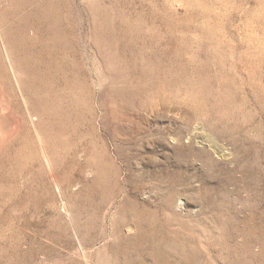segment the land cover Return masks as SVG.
<instances>
[{"label": "rangeland", "instance_id": "rangeland-1", "mask_svg": "<svg viewBox=\"0 0 264 264\" xmlns=\"http://www.w3.org/2000/svg\"><path fill=\"white\" fill-rule=\"evenodd\" d=\"M8 1L0 264H264V0Z\"/></svg>", "mask_w": 264, "mask_h": 264}, {"label": "bare ground", "instance_id": "bare-ground-1", "mask_svg": "<svg viewBox=\"0 0 264 264\" xmlns=\"http://www.w3.org/2000/svg\"><path fill=\"white\" fill-rule=\"evenodd\" d=\"M1 1H2V0H1ZM3 1H4V0H3ZM7 1H8V0H7ZM27 1L29 2V0H27ZM34 1L36 2V0H34ZM37 1H38V0H37ZM43 1H44V0H43ZM51 1H54V0H51ZM8 2H9V1H8ZM22 2H24V0H23ZM22 2H21V3H22ZM28 2H27V3H28ZM3 3H5V2H3ZM24 3H25V2H24ZM9 4H10V3H9ZM15 4H17V1H16ZM18 4H19V1H18ZM34 4H36V3H34ZM42 4H44V3H42ZM48 4H49V3H48ZM50 4H51V3H50ZM1 5H2V4H1ZM6 5H8V4H6ZM24 5H25V4H24ZM29 5H30V4H29ZM32 5H33V4H31V7H32ZM44 5H45V4H44ZM44 5H43V6H44ZM2 6L4 7V5H2ZM16 6H17V5H16ZM35 6H36V5H34L33 7H34V8H37V6H36V7H35ZM46 6H47V5H46ZM9 7H11V6H9ZM38 7H39V6H38ZM44 7H45V6H44ZM44 7H43V8H44ZM48 7H49V6H48ZM34 8L32 9V11L34 10ZM43 8L41 7V10H42ZM53 8H55V6H54ZM53 8H52V9H53ZM6 9H7V6H6ZM46 9H47V7H46ZM52 9H50V10H52ZM4 10H5V9H4ZM4 10H3V11H4ZM39 10H40V8H39ZM43 10H44V9H43ZM1 11H2V10H1ZM36 11H38V10H36ZM4 12H5V11H4ZM7 12L9 13V11H7ZM41 12H42V11H41ZM55 12H57V11H55ZM0 13H1V12H0ZM5 13H6V12H5ZM8 13H6V14H8ZM27 13L29 14V12H27ZM27 13H26V14H27ZM38 13H39V12H38ZM38 13H37V15H38ZM53 13H54V12H53ZM30 14H31V13H30ZM30 14H29V15H30ZM35 14H36V13H35ZM40 14H41V13H40ZM46 14H47V13H46ZM0 15H2V14H0ZM42 15H43V14H42ZM24 16H25V15H24ZM26 16H27V15H26ZM31 16H32V14H31ZM40 16H41V15H40ZM43 16H44V15H43ZM43 16H42V18H43ZM2 17H3V15H2ZM6 18H7V17H6ZM21 18H22V17H21ZM25 18H26V17H25ZM28 18H31V17L28 16ZM44 18H45V17H44ZM34 19H35V18H34ZM2 20H3V19H2ZM24 20H26L27 22H29V21H28L29 19H24ZM30 20H31V19H30ZM47 20H48V19H47ZM26 21H25V22H26ZM54 21H55V20H54ZM0 22H1V21H0ZM4 22H5V21H4ZM4 22H2V23L4 24ZM25 22H24V23H25ZM2 26H3V25H2ZM2 26H1V27H2ZM31 28H32V27H31ZM0 29H2V28H0ZM4 30H5V29H4ZM6 30H7V29H6ZM6 30H5V32H6ZM11 30H12V29H11ZM11 30L9 29V31H11ZM7 31H8V30H7ZM5 32H4V33H5ZM11 32H12V35H11V36H13V33H14V32H13V31H11ZM36 32H38V31H36ZM34 33H35V32H34ZM48 33H49V32H48ZM34 35H36V34H34ZM5 36H6V35H5ZM9 38H10V37H9ZM21 38H23V37H21ZM6 39H8V38H6ZM6 39H5V37L2 35V30H0V44H1L0 47H2V50H3L2 52L4 53L5 62L8 63V66H9V68H10V70L8 69V71H11V72L13 73V76H14L15 82L17 83L18 88L21 89V91H22V88H21V85H20L19 79H18V77H17V70H18V69H17V67L15 66V64L13 63V58H12V56H11V54H10V50H9V49H10V46H9L8 41H7ZM10 40H11V39H10ZM18 40H21V39L19 38ZM15 42H16V41H15ZM26 43H27V42H26ZM12 45H13V44H12ZM21 45H22V44H21ZM24 45H25V44H24ZM31 46H32V45H31ZM21 47H22V46H21ZM24 47H25V46H24ZM33 48H34V47H33ZM0 49H1V48H0ZM48 49H49V47H48ZM51 49H52V48H51ZM40 50H41V48H40ZM22 51H23V50H22ZM31 51H32V49H31ZM16 52H17V51H16ZM26 52H27V48H26ZM18 53H19V52H18ZM27 54H28V53H27ZM36 58H37V57H36ZM42 58H43V57H42ZM1 61H2V60H1ZM39 61H40V60H39ZM52 61H53V60H52ZM35 62H36V61H35ZM32 63H33V62H32ZM1 64H2V63H1ZM37 64H38V63H37ZM56 65H57V64H56ZM3 66H4V65H3ZM33 66H34V65H33ZM6 67H7V66H6ZM28 67H29V66H28ZM35 67H36V66H35ZM60 67H61V66H60ZM36 68H38V67H36ZM36 68H35V69H36ZM1 69H2V68H1ZM3 69H4V68H3ZM53 69H54V68H53ZM61 69H63V68H61ZM5 70H6V69H5ZM58 70H59V68H58ZM51 71H52V70H51ZM51 71H50V72H51ZM53 71H54V70H53ZM53 71H52L51 73H53ZM60 71H61V70H60ZM61 72H62V71H61ZM5 73H6V71H5ZM8 73H10V72H8ZM8 73H7V74H8ZM47 73H48V72H47ZM51 73H50V74H51ZM21 74H22V73H21ZM58 74H59V73H58ZM61 74H62V73H61ZM61 74H60V75H61ZM63 74H64V73H63ZM0 75H1V74H0ZM46 75H47V74H46ZM60 75H58V77H59ZM5 76H6V74H5ZM23 76H24V75H23ZM52 76H53V75H52ZM20 77H21V76H20ZM42 77H43V76H42ZM45 77H46V76H45ZM55 77H56V76H55ZM39 78H40V77H39ZM46 78H47V77H46ZM52 78H54V77H52ZM52 78H50V79L52 80ZM62 78H63V77H62ZM37 79H38V78H37ZM40 79H41V78H40ZM42 79H43V78H42ZM47 79L49 80V78H47ZM21 80H23V79H21ZM32 80H33V79H32ZM38 80H39V79H38ZM48 80H47V82H48ZM51 80H50V81H51ZM61 80H62V79H61ZM36 81H37V80H36ZM36 81H35V82H36ZM41 81H42V80H40V82H41ZM50 81H49V82H50ZM22 82H23V81H22ZM37 82H38V81H37ZM52 82H53V81H52ZM44 83H45V80H44ZM62 83H63V80H62ZM49 84H50V83H49ZM54 85H55V84H54ZM46 86H47V85H46ZM50 86H51V85H49V87H50ZM56 86H57V85H56ZM52 87H54V86H52ZM63 87H64V86H63ZM46 88H47V87H46ZM47 89H48V88H47ZM52 89H53V88H52ZM55 89H56V87H55ZM63 89H65V87H64ZM17 90H18V89H17ZM25 90H26V89H25ZM34 90H35V89H34ZM34 90H33V91H34ZM50 90H51V89H50ZM56 90H57V89H56ZM56 90H55V91H56ZM60 90H61V89H60ZM38 91H39V90H38ZM43 91H45V90H43ZM55 91L53 90V92H55ZM45 92H46V91H45ZM45 92H44V93H45ZM48 92H49V91H48ZM48 92H47V96H49V95H48ZM53 92H51V93H53ZM57 92H58V90L56 91V93H57ZM41 94H42V92H41ZM57 94H58V93H57ZM57 94H53V95L57 96ZM61 94H62V93H61ZM61 94L59 93V94H58V97L61 96ZM17 95H18V94H17ZM22 95H23V94H22ZM37 95H38V94H37ZM50 95H51V94H50ZM53 95H52V96H53ZM29 96H30V95H29ZM44 96H45V95H44ZM39 97H41V95H40ZM62 97H63V96H61L60 98H62ZM27 98H29V97H27ZM41 99H44V97L41 98ZM46 99H47V98H46ZM46 99H45L44 101H46ZM49 99H50V97H49ZM40 101H41V100H40ZM61 101H62V99H61ZM21 102H22V101H21ZM52 102H53V104H54V101H53V100H52ZM52 102H51V103H52ZM59 102H60V101H59ZM28 104H30V103H28ZM45 104H46V103H45ZM48 104H49V103H48ZM80 104H81V103H80ZM23 106H24V105H23ZM48 106H50V105H48ZM48 106H47V107H48ZM52 106H53V105H52ZM52 106H50V107H52ZM20 107H21V106H20ZM26 107H27V106H26ZM28 107H29V106H28ZM35 107H36V106H35ZM27 109H28V108H27ZM34 109H35V108H34ZM25 110H26V109H25ZM52 110H53V109H52ZM80 110H81V109H80ZM19 111H20V110H19ZM23 112H24V111H23ZM30 113H31V112H30ZM36 113H37V112H36ZM52 113H53V112H52ZM31 114H32V113H31ZM57 114H58V113H56L55 115H57ZM36 115H37V114H36ZM47 115H48V114H47ZM51 115H52V114H51ZM23 116H24V115H23ZM26 116H27V114H26ZM48 116H49V115H48ZM53 116H54V114H53L51 117H53ZM24 117H25V116H24ZM24 119H25V118H24ZM34 121H35V119H34ZM62 121H63V119H62ZM29 122H30V121H29ZM30 123H31V122H30ZM62 123H63V122H62ZM64 123H65V121H64ZM39 124H40V123H39ZM37 125H38V124H37ZM63 125H64V124H63ZM7 126H8V125H7ZM32 128H33V127H32ZM63 128H64V127H63ZM37 129H38V128H37ZM0 130H1V129H0ZM35 131H36V130H35ZM39 131H40V130H39ZM2 132H3V130H2ZM6 132H7V131H6ZM40 133H41V132H40ZM40 133L37 132V137H36V138H38L39 145H40V143H41L40 148H41L42 156H43V158H44V161H45L46 165L49 167V164H52V163H51V162L49 163V158H48V156L46 155V153H45V151H44L45 149L42 147V146H43L42 144H44V140H43V142H41V137H40V135H39ZM42 133H43V131H42ZM2 136H3V135H2ZM42 136H43V135H42ZM43 138H45V137H43ZM45 140H46V139H45ZM4 141H5V140H4ZM45 142H46V141H45ZM36 144H37V141H36ZM96 144H97V143H96ZM44 145L46 146L47 144L45 143ZM0 146H1V145H0ZM37 146H38V145H37ZM45 146H44V147H45ZM46 149H47V148H46ZM39 150H40V149H38V151H39ZM41 152H40V153H41ZM111 155H112V154H111ZM45 167H46V166H45ZM103 168H104V167H103ZM51 171H52V170H51ZM51 171H49V172H51ZM51 173H52V172H51ZM51 173H50V174H51ZM110 174H111V173H110ZM51 175H52V174H51ZM54 176H55V175H54ZM51 178H52V176H51ZM170 178H171V177H170ZM167 179H168V178H167ZM50 180H51V179H50ZM53 180H54V179H53ZM168 180H169V179H168ZM170 180H171V179H170ZM62 181H63V180H62ZM166 182H167V180H166ZM168 183H170V182L168 181ZM174 183H175V182H174ZM57 184H58V181H57ZM61 184H62V183H61ZM55 185H56V184H55ZM168 185L170 186V184H168ZM173 185H174V184H173ZM173 185H172V186H173ZM60 186H61V185H60ZM169 186H168V187H169ZM55 187H56V186H55ZM166 187H167V186H165V189H166ZM172 188H176V187L173 186ZM168 189H169V188H168ZM168 189H167V190H168ZM177 189H178V188H177ZM177 189H176V192L179 191V189H178V190H177ZM59 190H60V189H59ZM172 190H173V189H172ZM184 190H185V189H184ZM184 190H183V191H184ZM161 191H162V190H161ZM170 191H171V190H170ZM171 192H172V191H171ZM176 192L174 191L173 193L176 194ZM179 193H180V192H179ZM179 193H177V194H179ZM180 194H181V193H180ZM165 195H166V194H165ZM170 196H171V195H170ZM176 196H177V195H176ZM179 196H181V195H179ZM174 197H175V196H174ZM165 198L168 200L167 197H165ZM60 199H61V197H60ZM62 199H63V198H62ZM163 200H164V199H163ZM172 200H173V199H172ZM172 200H171V201H172ZM183 200H184V199H183ZM128 201H129V200H128ZM128 201H127V202H128ZM65 202H66V201H65ZM65 202H64V203H65ZM123 202H124V201H122L121 203H123ZM125 202H126V201H125ZM166 202H167V201H166ZM168 202H169V201H168ZM174 202H175V200H174ZM182 202H183V201H182ZM170 203H171V202H170ZM165 204H166V203H165ZM167 204H168V203H167ZM63 205H64V204H63ZM128 205H130V204H128ZM128 205H127V206H128ZM138 205H139V204H138ZM175 205H176V204H175ZM175 205L173 204V208H174ZM118 206H119V205H118ZM132 206H133V205H132ZM134 206H135V204H134ZM67 207H68V206H67ZM67 207H66V208H67ZM129 207H130V206H129ZM221 207H222V206H221ZM61 208H62V207H61ZM164 208H165V207H164ZM175 208H176V207H175ZM204 208H205V206H204ZM222 208H223V207H222ZM124 209H125V208H124ZM126 209H127V207H126ZM128 209H129V208H128ZM162 209H163V207H162ZM162 209H161V210H162ZM171 209H172V208H170V210H171ZM194 209H195V208H194ZM196 209H197V208H196ZM196 209H195V210H196ZM202 209H203V208H202ZM205 209H206V208H205ZM205 209H204V211H205ZM61 210H62V209H61ZM65 210H66V212H67V209H65ZM167 210H168V209H167ZM183 210H184V209H183ZM191 210H192V209H191ZM198 210H199V209H198ZM220 210H221V209H220ZM118 211H119V210H118ZM128 211H129V210H128ZM185 211H187V210H185ZM188 211H189V210H188ZM188 211H187V212H188ZM196 211H197V210H196ZM206 211H207V210H206ZM206 211H205V212H206ZM226 211H227V210H226ZM63 212H64V210H63ZM122 212H123V211H122ZM160 212H161V211H160ZM175 212H176V210H175ZM175 212H174V213H175ZM191 212H193V211H191ZM199 212L202 213L203 211L201 210V211H199ZM208 212H209V211H208ZM69 213H71V211H70ZM69 213L67 212V214H69ZM114 213H115V212H114ZM126 213H127V212H126ZM128 213H129V216H130V212H128ZM132 213H133V211H132ZM132 213H131V214H132ZM137 213H138V212H137ZM167 213H168V216H169V212H167ZM174 213H173V214H174ZM176 213H178V212H176ZM179 213H180V212H179ZM195 213H196V212H195ZM203 213H204V212H203ZM209 213H210V212H209ZM160 214H163V213L161 212ZM173 214H172V215H173ZM183 214H186V213H183ZM190 214H191V213H190ZM199 214H200V213H199ZM206 214H207V213H205V216H206ZM70 215H71V214H70ZM180 215H182V213H180ZM202 215H203V214L200 215L201 218H202ZM208 215H209V214H208ZM113 216H114V215H113ZM124 216H125V215H124ZM126 216H127V215H126ZM165 216H166V215H165ZM182 216H183V215H182ZM185 216H187V215H184V217H185ZM190 216H192V215H189V217H190ZM196 216H197V215H196ZM200 216H199L198 218H200ZM203 216H204V215H203ZM68 217H69V216H68ZM130 217H132V216H130ZM145 217H146V216H145ZM194 217H195V216H194ZM214 217H215V216H214ZM114 218H115V217H114ZM121 218H122V217H121ZM124 218H125V217H124ZM198 218L195 217L196 220H197ZM201 218H200V219H201ZM204 218H206V217H204ZM204 218H203V220H205ZM210 218H211V217H210ZM122 219H123V218H122ZM140 219H141V218H140ZM193 219H194V218H191V220H193ZM216 219H217V218H216ZM115 220H116V219H114V221H113L114 223H113V224H115ZM119 220H120V219H119ZM148 220H149V219H148ZM196 220H195V221H196ZM201 220H202V219H201ZM203 220H202V221H203ZM120 221H121V220H120ZM123 221H124V220H123ZM125 221H126V220H125ZM184 221H185V220H184ZM197 221L199 222V219H198ZM197 221H196V222H197ZM202 221H201V222H202ZM116 222H117V221H116ZM128 222H129V221H128ZM128 222H127V223H128ZM134 222H135V221H134ZM166 222H169V221L166 220ZM193 222H194V221H193ZM198 222H197V224L199 225L201 222H199V223H198ZM117 223H118V222H117ZM117 223H116V225H117ZM121 223H122V222H121ZM129 223H130V222H129ZM129 223H128V224H129ZM132 223H133V222H132ZM137 223H138V222H137ZM142 223H143V222H142ZM179 223H180V221L178 222V226H179ZM185 223H187V222L185 221ZM202 223H203V222H202ZM123 224H125V223H123ZM143 224H144V223H143ZM159 224H160V223H159ZM168 224H169V223H167L166 225H168ZM203 224H204V223H203ZM203 224H200V226L203 225ZM213 224H215V222H213ZM111 225H112V224H111ZM111 225H110V226H111ZM118 225H119V224H118ZM126 225H127V224H126ZM148 225H149V224H148ZM166 225H165V226H166ZM174 225H175V224H174ZM122 226H123V225H122ZM141 226H142V224H141ZM170 226H173V225H170ZM185 226H186V224H185ZM195 226H197V225H195ZM210 226H211V225H210ZM134 227H135V226H134ZM137 227H138V226H137ZM145 227H146V225L143 226V230H144ZM179 227H180V226H179ZM182 227H183V226H182ZM111 228H113V227H111ZM140 228H142V227H140ZM166 228H167V227H166ZM170 228H171V227H170ZM172 228H176V227H172ZM184 228H185V227H184ZM188 228H189V227H188ZM132 229H133V228H132ZM132 229H131V230H132ZM145 229H146V228H145ZM164 229H165V227H164ZM177 229H178V228H177ZM180 229H181V228H180ZM185 229H186V228H185ZM185 229H183V231H184ZM116 230H119V227H118V229H116ZM116 230H115V231H116ZM120 230H121V229H120ZM120 230H119V231H120ZM112 231H113V230H111V232H112ZM124 231H125V230H124ZM135 231H138V230H136V228H135ZM135 231H133V232H135ZM173 231H174V230H173ZM185 231H186V230H185ZM187 231H188V230H187ZM187 231H186V232H187ZM122 232H123V231H122ZM161 232H162V231H161ZM163 232H165V231H163ZM174 232H175V231H174ZM181 232H182V231H181ZM190 232H191V231H190ZM112 233H113V232H112ZM119 233H120V232H119ZM125 233H126V232H125ZM168 233H169V232H168ZM170 233H171V232H170ZM170 233H169V234H170ZM178 233H179V232H178ZM183 233H184V232H182L181 235H182ZM191 233H192V232H191ZM195 233H196V232H195ZM122 234H123V233H122ZM135 234H136V233H135ZM166 234H167V233H166ZM169 234H168V235H169ZM171 234H172V233H171ZM176 234H177V232H176ZM184 234H185V233H184ZM117 235H118V234H116V236H117ZM138 235H139V234H138ZM154 235H155V234H154ZM158 235H159V234H158ZM130 236H131V235H130ZM130 236H129V237H130ZM147 236H149V235H147ZM162 236H163V235H162ZM169 236H170V235H169ZM171 236H172V235H171ZM177 236H178V235H175V236H173V237H177ZM182 236H183V235H182ZM185 236H186V235H185ZM197 236H199V234H198ZM137 237H138V236H137ZM154 237H155V236H154ZM157 237H158V236H157ZM173 237H172V239H173ZM193 237H194V236H193ZM117 238H118V237H117ZM133 238H134V237H133ZM144 238L146 239V237H144ZM165 238H166V237H165ZM186 238H187V237H186ZM186 238H185V239H186ZM188 238H189V237H188ZM188 238H187V239H188ZM198 238L200 239V237H198ZM145 239H144V240H145ZM155 239H156V238H155ZM158 239H159V238H158ZM172 239H169V240H171V242H168V246L171 245V244H169V243H173L175 246L180 245V243H178L179 241H177V240H176V241H172ZM174 239H175V238H174ZM131 240H132V239H131ZM163 240H165V239L162 238V239H160V240L158 241V243H157V247H156L157 249H156V250L158 251V252H157L158 254L161 253V254H160V257H161V258L164 257V258L167 259V257L170 255V253L168 252V250H169V248H172V246H170V247L168 248V250H167L164 246H162V241H163ZM188 240H189V239H188ZM124 241H125V240H124ZM146 241H147V240H146ZM149 241H150V240H149ZM155 241H156V240H155ZM167 241H168V240H166V242H167ZM180 241H182V240L180 239ZM190 241H191V240H190ZM190 241H189V242H190ZM192 241H193V240H192ZM197 241H198V240H197ZM197 241H194V244H193V242H191V243L195 246V247L193 246L194 248H196V245H195L196 243H197V244H202V243H201L202 241H201V242L199 241L200 243H198ZM185 242H186V241H185ZM189 242H188V245H192V244H189ZM195 242H196V243H195ZM155 243H156V242H155ZM155 243H154V244H155ZM183 243H184V241H183ZM124 244H125V243H124ZM124 244H123V245H124ZM131 244H132V243H131ZM181 244H182V242H181ZM153 246H154V245H153ZM155 246H156V245H155ZM118 247H119V246H118ZM178 247H180V246H178ZM191 247H192V246H191ZM197 247H198V245H197ZM200 247H201V246H200ZM186 248H187V247H186ZM111 249H112V248H111ZM118 249H120V248H118ZM130 249H131V248H130ZM133 249H134V247H133ZM147 249H148V248H147ZM149 249H151V248H149ZM189 249H190V248H189ZM189 249H188V250H189ZM191 249H192V248H191ZM201 249H203V248H201ZM116 250H117V249H116ZM193 250H194V249L191 250V251H192L191 253L188 251V253H190L189 255H187L186 252H185V255H187V257H185V258H186V259H185V260H186V261H185V264H194L195 259H197L196 257H197L198 255H196L195 252L193 253ZM195 250H196V249H195ZM112 251H114V250H112ZM197 251H198V250H197ZM197 251H196V252H197ZM199 251H200V249H199ZM120 252H121V251H120ZM177 252H178V251H177ZM206 252H209V251H206ZM115 253H116V252H115ZM180 253H181V251H180ZM109 254H110V253H109ZM144 254H145V253H144ZM171 254H172V253H171ZM174 254H175V253H174ZM182 254H184V253H182ZM182 254H181V259H182V256H183ZM197 254H198V253H197ZM200 254H202L201 251H200ZM116 255H117V254H116ZM203 255H204V254H203ZM208 255H209V254H208ZM122 256H123V255H122ZM171 256H173V254H172ZM210 256H211V255H209L208 257H210ZM142 257H143V256H142ZM173 257H174V256H173ZM178 257H179V255H178ZM200 257H201V256H200ZM86 258H87V257H86ZM86 258H85V259H86ZM143 258H144V257H143ZM176 258H177V257H176ZM176 258H175V259H176ZM201 258H202V257H201ZM201 258H200L199 260L203 261V258H202V259H201ZM83 259H84V258H83ZM85 259H84V260H85ZM87 259H88V258H87ZM144 259H145V258H144ZM169 259H170V258H169ZM121 260H122V259H121ZM162 260H163V259H162ZM178 260H179V259H178ZM87 261H88V260H87ZM149 261H150V260H149ZM152 261H153V260H152ZM180 261H181V260H180ZM180 261H179V262H180ZM196 261L198 262V260H196ZM209 261H210V260H209ZM168 262H169V261H168ZM183 262H184V261H183ZM183 262H182V263H183ZM197 262H196V264H197ZM86 263H87V262L85 261L84 264H86ZM152 263H153V262H152ZM162 263H164V262L162 261L161 264H162ZM165 263H167V262L165 261ZM206 263H207V261H206ZM206 263H204V264H206ZM122 264H123V263H122ZM198 264H200V263L198 262ZM201 264H202V263H201Z\"/></svg>", "mask_w": 264, "mask_h": 264}]
</instances>
